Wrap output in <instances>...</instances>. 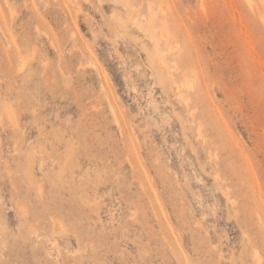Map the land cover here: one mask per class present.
Masks as SVG:
<instances>
[{
  "label": "rangeland",
  "instance_id": "obj_1",
  "mask_svg": "<svg viewBox=\"0 0 264 264\" xmlns=\"http://www.w3.org/2000/svg\"><path fill=\"white\" fill-rule=\"evenodd\" d=\"M0 264H264V0H0Z\"/></svg>",
  "mask_w": 264,
  "mask_h": 264
},
{
  "label": "bare ground",
  "instance_id": "obj_2",
  "mask_svg": "<svg viewBox=\"0 0 264 264\" xmlns=\"http://www.w3.org/2000/svg\"><path fill=\"white\" fill-rule=\"evenodd\" d=\"M150 39H152V40H153L152 36H150Z\"/></svg>",
  "mask_w": 264,
  "mask_h": 264
}]
</instances>
